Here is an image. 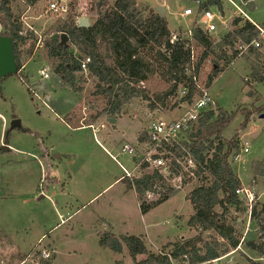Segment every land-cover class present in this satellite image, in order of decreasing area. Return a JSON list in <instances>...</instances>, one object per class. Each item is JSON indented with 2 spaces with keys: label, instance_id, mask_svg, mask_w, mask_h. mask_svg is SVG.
<instances>
[{
  "label": "rangeland",
  "instance_id": "obj_1",
  "mask_svg": "<svg viewBox=\"0 0 264 264\" xmlns=\"http://www.w3.org/2000/svg\"><path fill=\"white\" fill-rule=\"evenodd\" d=\"M50 1L54 0H39L29 6L24 0H11L12 10L23 20L22 33L33 30L39 40L32 50L29 44L21 49V73H27V83L16 74L0 79V148L3 144L10 147L0 149V264H35L45 249L54 255L52 264H135L147 255L139 254L134 260L125 245L122 252H115L100 244V235L107 231L117 236L142 235L148 249L159 253L167 251L168 242L196 234L187 225L193 212L192 203L186 199L192 182L183 183L167 199L143 212L134 190L120 179L124 168L134 167L131 156L122 153L121 146L134 141L131 132L136 122L141 124L139 137L153 117L177 119L184 107H171L178 96L167 98L164 104L156 101L169 84L153 75L137 84L149 96V102L132 97L123 106L116 127L106 113L94 119L107 106L106 97L97 93L95 78L85 70L88 80L83 91L72 92L53 72L56 61L46 55L45 47V39L54 35L70 12L76 23L80 17L91 23V2L67 0L69 13L49 19L45 10ZM136 1L143 14L164 6L169 28L177 36L200 24L196 10L205 0ZM222 5V11L217 5L205 7L216 15L217 30L211 34L219 40L241 7L264 28V0H254L252 10L245 9L249 6L247 0H222ZM188 7L194 14L183 16ZM224 19L227 26L222 23ZM260 41L261 46L253 49L259 55L247 50L236 56L209 92L218 106L235 112L223 131L225 140L235 136L240 140L238 156L231 155L229 161L243 185L255 190L256 201L264 203V172L259 173L264 170V36ZM101 51L105 52L104 45ZM74 53L82 54L76 48ZM43 67L48 69L47 78L39 74ZM252 69L262 80L252 79ZM209 70L207 63L198 81L200 88ZM151 104L155 106L152 109ZM15 119L20 127L11 126ZM100 122L105 127L97 131L96 137L93 129L80 127ZM245 142L248 152L242 149ZM229 219L241 239L245 233L258 235L253 221L245 230L246 211H231ZM222 257L205 264H250L247 258H256V253L239 247L234 254Z\"/></svg>",
  "mask_w": 264,
  "mask_h": 264
},
{
  "label": "trees",
  "instance_id": "obj_2",
  "mask_svg": "<svg viewBox=\"0 0 264 264\" xmlns=\"http://www.w3.org/2000/svg\"><path fill=\"white\" fill-rule=\"evenodd\" d=\"M24 1L30 6L39 0ZM90 2L93 17L91 24L78 26L74 14L70 12L63 24L55 28L54 35L45 39V47L46 55L56 61L52 67L53 72L74 93L82 92L88 80L84 76L81 60L90 56L87 71L96 80L97 93L107 99V106L95 114L96 120L102 113L118 118L124 112L123 106L132 97L140 96L148 101L149 96L137 84L153 75L160 76L169 84L156 97V101L164 104V100L170 97L175 99L180 89L186 88L187 93L175 99L171 107L192 102L200 90L198 81L207 63L210 64V70L204 87L209 89L217 76L239 55L238 46L259 38L256 25L242 15L231 18L226 32L221 36L224 46L220 47L217 44L219 38L204 31L200 25L193 27L190 35L184 30L174 38L167 17L156 10L143 14L136 0ZM248 2L247 9H253V0H247V5ZM209 5H217L222 11V0L202 1L198 9ZM22 22L20 15L12 10L11 0H0V36L11 37L18 68L16 75L27 83V73H21V49L29 44L32 50L39 36L33 30L23 34ZM62 32L69 37L66 45L60 43ZM103 45L105 52L101 51ZM75 48L83 55H76ZM249 51L255 56L259 55L252 48ZM251 77L253 80H262L257 70L252 69ZM150 107L152 109L155 106L151 104ZM234 113L220 106L216 110L204 112L187 138L171 148L175 158L190 156L194 159V168L183 171L184 166L173 159L167 171L155 168L140 177L122 178L127 187L135 191L139 207L145 212L175 192L169 179L181 172L185 179L192 171L194 175L185 179L193 183L186 195V199L193 205V213L187 225L196 234L168 242L165 254L151 252L144 237L136 234L117 236L107 231L100 235V244L118 253L123 251L125 245L134 260L139 254L147 255L135 264H175V261L184 264V255H187L190 264H205L227 255L241 243L243 249L256 253V258H247L250 264H264V203L255 201L251 213L258 235L249 232V236L245 235L241 242V235L229 219L231 211H246L236 193V189L242 186L241 180L229 161L231 155H238L240 140L238 136L230 140L223 138V131L233 120ZM142 134L139 139L143 140L146 133ZM7 137L8 130L5 131V140ZM147 165L144 163L143 167ZM253 167L255 169V165ZM262 172L264 170L259 173ZM148 192L159 196L147 200ZM53 257L51 252L50 257L39 258L43 264H52Z\"/></svg>",
  "mask_w": 264,
  "mask_h": 264
},
{
  "label": "built area",
  "instance_id": "obj_3",
  "mask_svg": "<svg viewBox=\"0 0 264 264\" xmlns=\"http://www.w3.org/2000/svg\"><path fill=\"white\" fill-rule=\"evenodd\" d=\"M233 2V1H232ZM234 3V2H233ZM50 18L53 16L62 17L69 13V6L67 0H54L50 1L47 9L45 10ZM239 13L237 15H242L245 18H248L259 30V38L254 39L253 41L242 44L238 46L239 54L244 53L250 48L255 49L261 46V37L264 36V28L263 25L256 23L252 18L247 14V12L241 7L239 8ZM199 16V22L201 28L208 32L212 33L217 30V25L214 22L216 17L215 13L207 8H203L201 10H196ZM194 11L191 7L186 8L182 15L190 16L193 15ZM77 21V20H76ZM52 22V19L50 20ZM222 23L227 26V20H222ZM192 27L186 29V34H191ZM179 33V32H178ZM176 35H174V38ZM91 61L90 56H86L81 60V67L83 70H87L88 63ZM39 74L47 78L49 76L48 69L43 67L39 69ZM187 93L186 88H181L178 97L183 96ZM180 106L184 107V111L180 114L177 119L165 120L161 117H153L149 122L148 128L142 133H146V137L142 139H138L137 144L132 145L130 143L125 142L121 146V152L128 154L133 157L134 167L132 170H128L124 168L125 174L129 178L140 177L146 172L152 171L153 169H159L161 171H167L169 167V162L171 160H175L177 163L182 164L183 171H188L190 168L195 167V161L190 156H181V157H173L171 148L176 144H179L181 141L185 140L188 136V133L193 129L195 125L198 124L200 117L204 114V112L208 110H216L217 109V101L210 95L209 89L205 87H201L198 93L192 99V102H184L181 103ZM86 127L93 129V133L96 137V133L100 128H104V122H100L98 124H88ZM140 135H143V134ZM169 146V148H168ZM243 151L248 152V143L245 142L242 147ZM238 156V155H237ZM147 163L146 167H143V164ZM194 173L191 171L189 175L185 177V179L193 176ZM184 179V175L181 172L180 175L175 176L168 180L171 183L173 188H181L183 183L186 182ZM236 193L244 203L246 207V212L248 213V222L252 220V208L256 201V196L253 188L241 186L236 189ZM159 195H153V193L148 192L147 197H151V199L158 198ZM148 199V198H147ZM264 236V233H263ZM244 239V238H243ZM241 239V242L243 241ZM239 247H241V243L237 248L233 249L231 252L236 251ZM165 254V252H159ZM50 250H42L41 251V259H46L50 257ZM184 264H190L188 261L187 255H184ZM221 258V257H220ZM220 258L214 259L218 260ZM41 259H36L34 261L35 264H43Z\"/></svg>",
  "mask_w": 264,
  "mask_h": 264
},
{
  "label": "water",
  "instance_id": "obj_4",
  "mask_svg": "<svg viewBox=\"0 0 264 264\" xmlns=\"http://www.w3.org/2000/svg\"><path fill=\"white\" fill-rule=\"evenodd\" d=\"M156 11L159 12L161 15H165V7L158 6ZM91 23L89 19L85 17H80L78 19V26H89ZM68 35L64 32L61 33V40L60 43L66 45L68 43ZM220 47L224 45V40L220 39L217 43ZM18 71L17 63L14 55L13 50V42L10 36L1 35L0 36V79L16 74ZM110 123H115L116 118H108ZM12 127H20V122L18 119L13 120L11 123ZM10 147L6 144L1 146V150H8ZM231 264V263H230Z\"/></svg>",
  "mask_w": 264,
  "mask_h": 264
},
{
  "label": "crops",
  "instance_id": "obj_5",
  "mask_svg": "<svg viewBox=\"0 0 264 264\" xmlns=\"http://www.w3.org/2000/svg\"><path fill=\"white\" fill-rule=\"evenodd\" d=\"M242 1V0H241ZM253 2H254V0H253ZM245 5V4H244ZM245 9H247V7H245ZM250 10H252V9H250ZM238 13V12H237ZM249 15V14H248ZM250 16V15H249ZM84 119V118H83ZM117 120H118V118L116 119V123H117ZM116 123L113 125L114 127H116ZM140 126H141V124L139 123V121L138 122H136V124H135V128L132 130V137H134V141L132 142V143H134L133 145H135V144H137V142H138V139H139V137H137V132L140 130ZM80 127H82V128H88V127H86V125H83V126H80ZM143 131V130H142ZM142 133V132H141ZM108 136V135H107ZM139 136V135H138ZM110 141V140H109ZM127 143H130V144H132L131 142H129V141H126ZM101 146H103L102 145V143H101ZM104 147V146H103ZM113 157H115V156H113ZM132 158V161L134 160V158L133 157H131ZM123 178V176H121V178L120 179H122ZM118 180V179H117ZM241 183H242V181H241ZM242 186H244L243 185V183H242ZM135 192V191H134ZM254 192H255V190H254ZM255 194H256V192H255ZM135 196H136V193H135ZM257 199L258 200H260V198H259V195L257 196ZM138 202V201H137ZM193 213V212H192ZM191 213V214H192ZM249 221V220H248ZM248 221H246V225H245V230H246V226H250L251 225V222H252V220L250 221V222H248ZM247 229H248V227H247ZM190 230H193L194 232H196L194 229H190ZM195 234V233H194ZM193 234V235H194ZM193 235H191V236H193ZM245 235H246V233H245ZM189 237V236H188ZM245 237V236H244ZM182 238H186L185 236H183ZM241 248V247H240ZM237 251V250H236ZM232 253L234 254L235 253V251H233V252H230L229 254H227V255H225V256H223L222 258H224V257H227L228 255H232ZM221 259V258H220ZM249 263V262H248ZM230 264V263H229Z\"/></svg>",
  "mask_w": 264,
  "mask_h": 264
}]
</instances>
